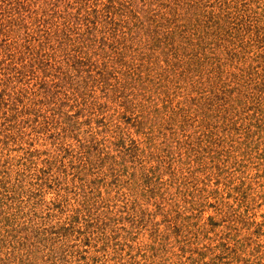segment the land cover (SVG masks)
Listing matches in <instances>:
<instances>
[{"label": "rangeland", "instance_id": "rangeland-1", "mask_svg": "<svg viewBox=\"0 0 264 264\" xmlns=\"http://www.w3.org/2000/svg\"><path fill=\"white\" fill-rule=\"evenodd\" d=\"M104 1L53 19L66 51L0 7V61L52 65H0V264H264V0H132L119 26Z\"/></svg>", "mask_w": 264, "mask_h": 264}, {"label": "trees", "instance_id": "trees-1", "mask_svg": "<svg viewBox=\"0 0 264 264\" xmlns=\"http://www.w3.org/2000/svg\"><path fill=\"white\" fill-rule=\"evenodd\" d=\"M132 0L129 1H122V0H106L102 3V11H104V13L107 14V16L110 18V20L108 21V23H112L115 24L116 26H119L121 23V21L117 20L118 16H123V17H127L126 21H128V13L130 15V21H132L133 18H137L139 19L137 14H133L131 13V10L129 11V7L130 4H132L131 2ZM88 2H86V0H0V7L2 9V16L7 14V13H11V14H18V18L17 20H20V22H23L28 18L31 19V21L29 22V25H27V29L29 28H33L32 26L35 25V29L31 30L33 32V34H39V39H43L42 41H40V43L38 44V46L42 47L44 45H47V43H52V47L55 49H60L62 51H66V48L68 47V44L70 41H72L69 31H71L72 27H67L65 26L64 28L60 27V26H55V23L53 22V19L56 17H66L67 12L69 11V9H76L75 14L79 13V15H77V23H81L82 21V15H80L82 13V11H84V8H86V4ZM39 5V6H38ZM175 7H177L176 9H178L179 7L181 8V10L183 12H179V14H183V15H190V19H192L191 17L196 16V14H199L198 9L201 6V1L200 0H176L175 3ZM32 6H38L39 9L43 10L42 14H41V18H38V22L36 23V17H33L34 13H38L39 10H35L33 11L32 9H29ZM174 7V6H173ZM24 10L28 11V15L24 16L25 13L23 12ZM98 8H94L92 9L90 12H88L89 15L93 16V19L91 18V16L88 15V17H85L86 19V27L84 29L83 32H77V37L76 40L78 42H82L83 46H90L93 47V45H96V43L100 42L101 43H105V38L104 37H99L98 36V32H97V27L96 24L98 23L97 18H98V13L101 11ZM25 11V12H26ZM144 12H146V10H143ZM72 12V11H71ZM142 12V11H141ZM171 13H173V16L175 14H177L176 10L171 11ZM213 13V12H210ZM62 14V15H59ZM68 14H70L68 12ZM142 15V14H141ZM216 15H212L211 19H214ZM146 17V15L144 16ZM2 20V18L0 19V21ZM14 20V19H13ZM150 20V18H147V21H144L146 23H148V21ZM190 21V20H189ZM217 22H215L216 24ZM93 24V25H91ZM210 25L209 27L213 28L216 27V25ZM218 24V23H217ZM137 26H141L144 25L141 23H137ZM5 24L4 22H0V33L3 32L5 30ZM213 26V27H212ZM80 27V26H79ZM78 28V30H80V28ZM144 27V26H143ZM143 27L141 26V29L138 30V32L143 33ZM117 27L113 28L115 29L116 32H118L120 29H116ZM41 31H44V33H41ZM128 31V30H125ZM130 33L135 32V34L137 33L136 31L131 30V28L129 29ZM151 33H149V35L153 38H156V34L160 33L158 31V29H154V30H150ZM123 33H127V32H123ZM32 33H29L28 35H31ZM136 36V35H135ZM135 36H131L130 39H134ZM46 42V43H44ZM27 48V53H28V57H31L30 60L27 62L26 58L23 57H19L18 60H15L14 57H9L12 58V60L10 62H6L4 61H0V65L3 64V66H5V69H9V70H18V72L23 73V71L27 68L30 67V69L32 70V72H36V71H43L44 73H46V70L50 68H52L51 62L49 61V59H43L41 57V52L39 49H37V47L35 45L32 46V44L30 43V45H25ZM2 47V45H0V48ZM51 47V48H52ZM75 50V49H74ZM76 51V50H75ZM22 50L17 51V53H21ZM68 56L67 58L71 61L72 58H74L73 60V65L76 69H81L82 66L88 65L89 62L83 59H76V55H72L70 53H66ZM11 56H15V55H11ZM87 55H85L86 57ZM71 57V58H69ZM195 62H198L197 60H195ZM16 64V65H14ZM60 68V67H59ZM89 72V71H88ZM12 77V75L10 76ZM88 77L90 80L93 79L94 75L93 73H88ZM9 81L10 78L9 76L5 77L4 79H2V84H4L6 87L1 91V95L0 98L3 99V95H7L6 90L9 86ZM44 88L46 89V91H48L50 93V89H48L46 87V85L44 86ZM17 99V97H16Z\"/></svg>", "mask_w": 264, "mask_h": 264}]
</instances>
